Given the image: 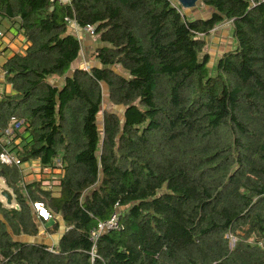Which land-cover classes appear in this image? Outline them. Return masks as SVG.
I'll return each mask as SVG.
<instances>
[{"label":"trees","instance_id":"obj_1","mask_svg":"<svg viewBox=\"0 0 264 264\" xmlns=\"http://www.w3.org/2000/svg\"><path fill=\"white\" fill-rule=\"evenodd\" d=\"M199 5L0 0V38L26 45L2 66L0 152L41 168L25 182L0 163L14 200L0 203V264H264V3ZM65 18L93 29L87 70ZM224 23L233 46L210 68L205 38ZM102 86L120 114L101 110Z\"/></svg>","mask_w":264,"mask_h":264},{"label":"rangeland","instance_id":"obj_2","mask_svg":"<svg viewBox=\"0 0 264 264\" xmlns=\"http://www.w3.org/2000/svg\"><path fill=\"white\" fill-rule=\"evenodd\" d=\"M205 9L202 6H198L193 10H185V14L188 17H197L199 15L204 16L205 15ZM76 28V29H75ZM78 30L77 27H71L68 28L69 32H73ZM79 31V30H78ZM75 33V32H74ZM90 40H93V44H96L95 39H92L93 36H90L88 33H86ZM91 44V43H89ZM88 44L83 43L82 45V50L83 51H87L84 47H86ZM233 46V41L231 38V33H230V25L228 23H224L220 26H217L212 33L205 38V46L203 49V53H206L208 55L209 58V62H208V66L211 68L213 67L215 60L217 59V57H219L223 52L231 49ZM89 64V63H88ZM209 68V71L212 72V70ZM102 91H103V103H102V107L101 110H109V111H113L115 113L120 114L122 109L120 107H112L109 104H107V101L105 99L106 96V89L104 86H102ZM101 114L98 117V126L99 129H101ZM31 164V162L28 163H23L21 166L22 168H27L29 167V165ZM25 181V180H24ZM27 182V181H25ZM11 194V191L7 188V186L4 183L3 178L0 176V203L3 204L4 206L6 205L5 199L3 198L2 194ZM11 197V196H10ZM14 200L11 197V206H14ZM46 234H43L41 236L38 237V241H46V239H51V242H54V240H56L57 235H50L48 237ZM234 240L231 239V243L233 244Z\"/></svg>","mask_w":264,"mask_h":264},{"label":"crops","instance_id":"obj_3","mask_svg":"<svg viewBox=\"0 0 264 264\" xmlns=\"http://www.w3.org/2000/svg\"><path fill=\"white\" fill-rule=\"evenodd\" d=\"M77 27L73 24H68V28L71 27ZM76 29V28H75ZM76 31L69 32L71 35L77 37L80 47H82L83 43L88 44L86 47H84L87 51H83L82 48L80 49V54L78 59L73 63V67H85L88 66V63L91 65L93 62L89 59L88 54H90L96 47L99 45L93 44V40H90L89 36L86 34L84 29H80L77 27ZM11 33H8L5 36H2L0 38V93H8L10 92V88L7 84L4 83V78H3V71H2V66L6 62V60L11 57L13 54L19 53L23 54L26 45L24 43L23 38L20 35H16L15 30L11 29ZM75 32V33H74ZM94 39V38H92ZM91 43V44H89ZM61 82H55L56 85H59ZM21 132H24V130H21ZM21 168V173L24 176L25 181H29L31 179H36L38 180L40 178L39 176V171H40V165L37 161L31 162L29 167L27 168ZM47 174H49V171H46ZM58 173V172H57ZM42 179H49V176H42ZM57 239V238H56ZM51 240V239H50Z\"/></svg>","mask_w":264,"mask_h":264},{"label":"built area","instance_id":"obj_4","mask_svg":"<svg viewBox=\"0 0 264 264\" xmlns=\"http://www.w3.org/2000/svg\"><path fill=\"white\" fill-rule=\"evenodd\" d=\"M51 1L56 2L59 5H64L65 3L68 4L70 2V0H51ZM261 2L264 3V0H261ZM65 22L67 24H73L77 26L73 21H71L68 18H65ZM84 31L88 33L90 36H93V29L91 27L88 26L84 28ZM84 69L87 70L88 66H85ZM20 124L21 122H18L14 117H12L10 119L9 126L4 130V134L6 136H11L13 127L18 128L17 130H20V127H19ZM0 163L4 165H9V166L14 164L19 167H21L22 165V164L19 165L18 160L14 156H12L11 154H9L7 151H4V150L0 152ZM32 207L38 219H41L42 221L47 222L51 218L49 211L41 203H33ZM117 226H118V212L116 211L108 218V220L98 223L96 227H94L90 231L91 241L94 242L97 239L99 234L114 230L117 228Z\"/></svg>","mask_w":264,"mask_h":264},{"label":"water","instance_id":"obj_5","mask_svg":"<svg viewBox=\"0 0 264 264\" xmlns=\"http://www.w3.org/2000/svg\"><path fill=\"white\" fill-rule=\"evenodd\" d=\"M176 2L183 10H193L199 4V0H176ZM52 8L53 7H51L50 9ZM2 196L5 199L6 205L9 206L11 204L10 197L7 194H2Z\"/></svg>","mask_w":264,"mask_h":264}]
</instances>
